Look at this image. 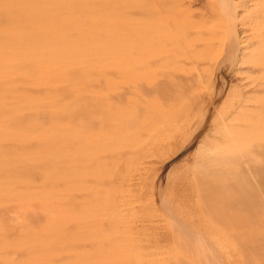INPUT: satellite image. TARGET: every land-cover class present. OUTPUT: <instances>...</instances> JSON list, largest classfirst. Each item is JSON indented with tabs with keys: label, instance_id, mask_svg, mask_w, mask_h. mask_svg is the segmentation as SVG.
Listing matches in <instances>:
<instances>
[{
	"label": "rangeland",
	"instance_id": "rangeland-1",
	"mask_svg": "<svg viewBox=\"0 0 264 264\" xmlns=\"http://www.w3.org/2000/svg\"><path fill=\"white\" fill-rule=\"evenodd\" d=\"M95 1L91 16L89 0H0V264H264V184L236 163L242 137L229 148L207 130L183 148L137 134L139 71L104 66L145 26L133 14L158 6ZM207 1L181 0L177 28ZM224 1L238 19L258 8ZM169 25L157 37L176 42ZM240 49L227 89L246 83L232 74L253 47Z\"/></svg>",
	"mask_w": 264,
	"mask_h": 264
},
{
	"label": "bare ground",
	"instance_id": "bare-ground-1",
	"mask_svg": "<svg viewBox=\"0 0 264 264\" xmlns=\"http://www.w3.org/2000/svg\"><path fill=\"white\" fill-rule=\"evenodd\" d=\"M135 1L115 0L122 5L139 3ZM180 1L151 0V4L157 5L158 9L154 8L150 13H134V23L145 26L127 44L132 48L121 53L110 52L109 62L107 59L108 64L104 66L118 68L131 65L139 71L133 77L137 91L134 116L138 120L137 134L147 135L144 132L149 130L152 131L151 137L153 135L154 138H161L156 140L163 146H177L183 142L180 147L188 143L191 135V140H197L207 130L215 135L217 131L223 130V137L229 148L236 145L235 138L242 137V142L237 141V144L241 143L245 150L239 151L240 159L236 163L239 164L242 160L257 181L264 184V27L260 28V24L264 22V0H250L257 2L254 7L258 8L255 12L250 10L252 13L246 18L241 17L243 19H238L236 8L229 7L224 0H208L205 14L192 18L191 21L183 20L184 25L181 23L177 28L181 12L177 10V5ZM95 2L89 0L91 16ZM244 3L245 1L242 2ZM97 4L101 5V1ZM169 24L176 26V29H172L174 32L177 30L182 33L176 38V42L170 43L166 38L157 37H166L168 30H163L161 26ZM238 25L244 30V41L238 39ZM118 26L120 28V24ZM95 28L92 26L94 32ZM111 29L112 24L106 30V37L108 34L116 36ZM94 32L92 37H95ZM100 32L103 37L105 29L103 32L101 28ZM186 39L194 41L185 42ZM179 40L185 42L184 50L180 46L182 43L178 44ZM91 43L93 44L92 39ZM250 46L253 50L248 51L244 61L242 60V72L234 70L232 75L239 83L246 82L245 88L251 87L245 89L246 91L244 87L227 89L224 79L234 65L236 66L235 55L241 50L240 47L245 52ZM95 49L92 57L98 66H103L105 59H99L101 51ZM142 70L147 73L141 72ZM249 90L255 91L252 97H247ZM219 141L213 135H206L201 144L212 153L214 150L219 151V148L223 150L221 146L224 147L225 142ZM208 155L209 160H212L214 156L209 153ZM205 157L201 154L196 159L205 161Z\"/></svg>",
	"mask_w": 264,
	"mask_h": 264
}]
</instances>
